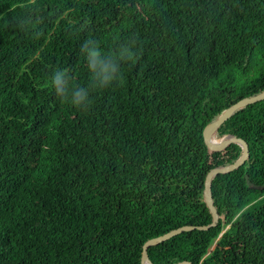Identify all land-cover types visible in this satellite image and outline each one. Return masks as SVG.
<instances>
[{
	"label": "trees",
	"instance_id": "1",
	"mask_svg": "<svg viewBox=\"0 0 264 264\" xmlns=\"http://www.w3.org/2000/svg\"><path fill=\"white\" fill-rule=\"evenodd\" d=\"M86 39L136 41L123 79L82 112ZM264 91V0H0V264H142L144 243L213 221L205 179L235 162L205 127ZM243 165L212 179L215 226L150 246L154 264H264V99L214 133Z\"/></svg>",
	"mask_w": 264,
	"mask_h": 264
},
{
	"label": "clouds",
	"instance_id": "2",
	"mask_svg": "<svg viewBox=\"0 0 264 264\" xmlns=\"http://www.w3.org/2000/svg\"><path fill=\"white\" fill-rule=\"evenodd\" d=\"M136 41L119 43L111 51H104L95 39H86L81 52L90 73L89 81L81 86L73 83V76L67 68H57L49 78L50 86L63 103L87 112L93 106V93L111 87L123 79L122 65L135 60Z\"/></svg>",
	"mask_w": 264,
	"mask_h": 264
},
{
	"label": "water",
	"instance_id": "3",
	"mask_svg": "<svg viewBox=\"0 0 264 264\" xmlns=\"http://www.w3.org/2000/svg\"><path fill=\"white\" fill-rule=\"evenodd\" d=\"M264 99V91L260 94L251 96V97H245L237 101L236 103L229 106L215 121L209 123L205 129H204V140L207 144L208 148L210 150L214 151H223L226 149L229 145L233 143H238L243 148V153L240 156L239 159H237L235 162L223 165V166H217L212 168L208 174L206 175L205 179V189H204V198L205 202L210 209V212L213 216V221L210 224L207 225H184L175 229H172L165 234L159 235L157 237H153L151 239H148L144 245H143V252H142V264H154L153 261L150 259L148 254V249L150 246L156 245L158 243H161L169 238H171L174 235H177L184 231L199 229V230H206L210 228L211 226L217 225L220 214L218 213V210L216 209L214 205V200L212 196V179L214 176L221 174V173H228L235 169H238L241 165L245 163V161L248 159L250 155V149L248 142L241 137H237L235 135H227L222 139H216L214 138V133L217 131V129L239 108L247 106L249 104L255 103L257 101H261ZM174 264H192L190 261L183 260Z\"/></svg>",
	"mask_w": 264,
	"mask_h": 264
},
{
	"label": "rangeland",
	"instance_id": "4",
	"mask_svg": "<svg viewBox=\"0 0 264 264\" xmlns=\"http://www.w3.org/2000/svg\"><path fill=\"white\" fill-rule=\"evenodd\" d=\"M264 202V198L263 199H260V200H257L256 202H255V205L256 206H259V204H261V203H263Z\"/></svg>",
	"mask_w": 264,
	"mask_h": 264
}]
</instances>
